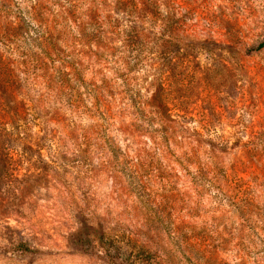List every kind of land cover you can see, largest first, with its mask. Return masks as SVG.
<instances>
[{
  "label": "rangeland",
  "instance_id": "rangeland-1",
  "mask_svg": "<svg viewBox=\"0 0 264 264\" xmlns=\"http://www.w3.org/2000/svg\"><path fill=\"white\" fill-rule=\"evenodd\" d=\"M262 44L264 0H0V264H264Z\"/></svg>",
  "mask_w": 264,
  "mask_h": 264
},
{
  "label": "trees",
  "instance_id": "trees-1",
  "mask_svg": "<svg viewBox=\"0 0 264 264\" xmlns=\"http://www.w3.org/2000/svg\"><path fill=\"white\" fill-rule=\"evenodd\" d=\"M149 7L146 6L145 4L143 5V9L140 10L139 12H136L138 14H141L142 17L143 16H147L149 13H152V11L150 12ZM138 23H140L141 21L138 19L137 20ZM141 25L144 27V22L141 23ZM143 27L142 29L139 31L138 29L134 30L133 36H132V42L137 46L138 44V40H141V38L146 39L147 37L143 35ZM261 48L264 47V44H262L260 46ZM153 108L156 110L155 114L159 117H161L162 119H169L168 113L170 112L167 104H166V98L165 96H163L162 94H160L159 97L156 98L155 104L153 105ZM99 241L101 242L102 245H104L105 242V236L101 235L100 238H98ZM15 249L23 252V253H31L33 252L32 249H30L29 247H27V245L25 244H18Z\"/></svg>",
  "mask_w": 264,
  "mask_h": 264
}]
</instances>
